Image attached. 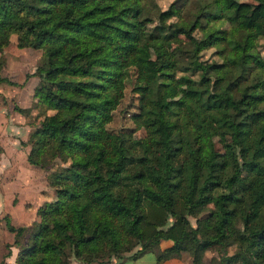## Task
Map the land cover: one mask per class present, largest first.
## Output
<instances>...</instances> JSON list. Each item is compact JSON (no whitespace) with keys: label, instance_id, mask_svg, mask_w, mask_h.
<instances>
[{"label":"trees","instance_id":"obj_1","mask_svg":"<svg viewBox=\"0 0 264 264\" xmlns=\"http://www.w3.org/2000/svg\"><path fill=\"white\" fill-rule=\"evenodd\" d=\"M253 1L0 0V49L14 33L41 50L42 119L23 143L55 191L30 224L4 216L18 255L0 264H121L161 240L190 264L212 247L225 264H264V0ZM211 48L218 58H204ZM127 82L138 138L108 128ZM215 134L230 138L223 153Z\"/></svg>","mask_w":264,"mask_h":264},{"label":"rangeland","instance_id":"obj_2","mask_svg":"<svg viewBox=\"0 0 264 264\" xmlns=\"http://www.w3.org/2000/svg\"><path fill=\"white\" fill-rule=\"evenodd\" d=\"M171 1L173 0H155L156 4L161 9L167 8ZM242 1L248 3L254 2L253 0ZM155 9H157V7L154 6V10ZM247 10L248 8L243 10V20L246 19ZM260 44L259 48L262 50V53H264L263 40H260ZM141 54L147 65L152 66L154 61L152 49L149 47H142ZM40 56L41 50L39 48L33 46H19L17 36L14 33L11 34L9 42L0 49V62L3 64L1 73L9 79V81L0 83V132L3 129L2 123L4 122L5 117L11 118L10 120H13L18 125V130L15 131L16 133L11 131V133L14 134L7 135L9 137L7 141L9 142L10 147L15 145L20 149L19 154L14 150L13 154L11 156L9 155L10 164L13 165L14 168H18L20 164L30 168V170L26 172L27 176L25 177V180L21 179V176H19L17 173L18 170L16 169L12 170V168L9 169V171H1L0 192H2V190L6 192L7 188L10 191L8 199L6 200L7 205L13 206L19 211L30 208L33 212V208H36V206L39 205L36 204L34 206L35 202L43 204L45 201L55 198L54 188L51 187L46 180V175L49 170L46 171L41 167L31 164L29 165L25 159L30 146L24 143L28 140L29 133L42 119L39 109L35 107L38 99L35 96V88L41 81V76L38 73H35V70L39 63ZM204 58L214 59L218 57L215 55L214 49L211 48L204 51ZM184 93V86L181 85L178 88H167L165 94L168 98H178L184 96ZM136 104L137 99L131 90V82H127L122 102L114 111L113 119L109 122L108 128L111 130L131 129L132 136L135 138L144 135L145 130L143 128H135L134 122L131 118L132 112L136 110ZM17 107H29L30 110L28 112H20L17 110ZM2 111L4 112L3 114ZM0 136H6V133L1 132ZM213 140L217 150L223 153L230 138L227 134H215ZM3 149L2 139L0 137V158ZM67 163V159H56V162L51 169H60ZM17 181H21L23 185L28 186L26 188L27 190L24 189L22 191L28 195L27 198H24L26 197L24 196L26 194L22 195V192L19 194L18 187L14 188L15 184L18 183ZM22 197L24 203H21L23 200ZM212 210V204L205 206L196 217H190L192 224L196 225L197 222L203 224ZM11 212L13 215V221H15L14 223H17L18 225L27 223V221L19 222L20 220H23L24 217L22 218L21 216V218L15 219V211L12 209ZM37 215L39 218V212ZM25 219H27V216H25ZM150 247L151 249L147 251L141 259L135 261L126 259L122 264H190V254L187 251H183L179 256H173L166 249L167 247H163L159 243H154ZM136 248L137 247H134L132 251L136 250ZM229 250L232 251V248ZM132 251L125 253V255L131 254ZM227 255L228 254H225L219 247L209 248L205 252L202 264H225L228 260Z\"/></svg>","mask_w":264,"mask_h":264},{"label":"crops","instance_id":"obj_3","mask_svg":"<svg viewBox=\"0 0 264 264\" xmlns=\"http://www.w3.org/2000/svg\"><path fill=\"white\" fill-rule=\"evenodd\" d=\"M3 113L4 112L2 111V114ZM10 119L11 118L5 117V120L2 123L4 130L2 129L1 132L6 133V136H0L1 139H2V145L4 147L3 152L1 153L2 156L0 158V172L1 171H9V169L13 168L12 170H14V169L18 170L17 173L19 174V176H21V179L25 180L26 179L25 177L27 176L26 172L29 171L30 168L26 167V166H22L21 164L18 166V168L17 167L14 168L13 165L10 164L9 155L11 156L13 154L14 150L18 154L20 153V149H18V147H16L15 145L11 146L13 148V150H12V148L10 147L9 142L7 141L8 138H9L7 135H9V134L12 135V134L16 133L15 132L16 130H18V128H17L18 125L13 120H10ZM11 131H13L14 133H11ZM17 182L18 183L15 184L14 188L18 187V191H19V194H20L28 186L23 185L21 181H17ZM0 189H1V187H0ZM9 194H10V191L7 188H6V192L4 190H2V192H0V261L5 260L6 262L15 263L17 255H18V248L12 245L13 240H14V233H12L11 231H9L7 229L4 216L8 215L10 217L11 223L16 225V226H18V224L14 223L15 221H13V215H12V212H11V210L13 209L15 211V215H14L15 219H19L22 216V218L24 217V219L20 220L19 222L27 221V223H24V224L22 223V224L23 225L30 224L32 221L38 219V215L37 214L39 212V209H40V206L42 205V203L40 204L38 202H35L34 206L36 204H39V205H37L36 208L35 207L33 208V212L30 210V208H27V209L19 211V210H16V208H14L13 206L7 205V201L6 200L8 199ZM24 194H26V193L22 192V195H24ZM24 196H26L24 198H27L28 195L26 194ZM22 199H23V197H22ZM21 203H24V199L22 200ZM25 216H27V219H25ZM19 225H21V224H19ZM7 244H10L9 248L7 247ZM159 244L161 246H163V247H168V246H170L172 244V241L171 240H161L159 242ZM8 252H9V254H8ZM145 253H143L140 257L135 258V259L130 258V257H125L124 259L121 260V264L126 259L133 260V261H135L137 259H141V257H144ZM114 261L115 260L112 259L110 262H96V263H93V264H113ZM70 264H81V262L76 261V260H71Z\"/></svg>","mask_w":264,"mask_h":264}]
</instances>
